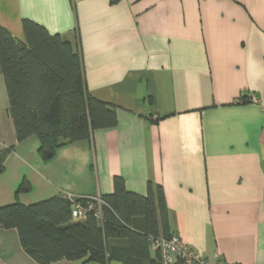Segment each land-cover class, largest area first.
<instances>
[{
  "label": "crops",
  "instance_id": "obj_1",
  "mask_svg": "<svg viewBox=\"0 0 264 264\" xmlns=\"http://www.w3.org/2000/svg\"><path fill=\"white\" fill-rule=\"evenodd\" d=\"M26 19L80 49L89 94L118 123L44 160L36 136L18 140L6 103L0 207L101 197L114 176L146 196L151 180L165 193L169 235L213 264H264V0H0V24L21 42ZM24 178L32 190L17 198ZM0 264L39 263L0 226Z\"/></svg>",
  "mask_w": 264,
  "mask_h": 264
},
{
  "label": "trees",
  "instance_id": "obj_2",
  "mask_svg": "<svg viewBox=\"0 0 264 264\" xmlns=\"http://www.w3.org/2000/svg\"><path fill=\"white\" fill-rule=\"evenodd\" d=\"M24 29L26 42H21L0 24V76L18 140L36 136L40 156L50 160L62 146L89 140L93 130L116 126V109L87 90L80 49L35 21L24 20ZM10 151L0 150V173ZM113 186L112 193L101 196L99 216L91 212L74 218V201L54 195L28 205L16 200L1 206L0 226L16 229L23 249L39 264L62 259L163 264L160 252L152 258L150 243L152 236H170L163 187L150 180L148 194L142 196L130 192L122 176H114ZM31 190L24 178L16 197ZM85 196L73 197L86 204ZM109 239H123L126 245L109 248Z\"/></svg>",
  "mask_w": 264,
  "mask_h": 264
},
{
  "label": "built area",
  "instance_id": "obj_3",
  "mask_svg": "<svg viewBox=\"0 0 264 264\" xmlns=\"http://www.w3.org/2000/svg\"><path fill=\"white\" fill-rule=\"evenodd\" d=\"M69 197L74 201L72 210L74 218H85L91 212H95L96 216L100 215V207L103 204L101 197L85 196L88 198L86 204L76 202L72 195ZM150 243L155 251L160 252L164 264H213L208 258L195 252L175 234L152 236Z\"/></svg>",
  "mask_w": 264,
  "mask_h": 264
},
{
  "label": "rangeland",
  "instance_id": "obj_4",
  "mask_svg": "<svg viewBox=\"0 0 264 264\" xmlns=\"http://www.w3.org/2000/svg\"><path fill=\"white\" fill-rule=\"evenodd\" d=\"M6 103H9L7 89L4 79L0 78V110L5 109Z\"/></svg>",
  "mask_w": 264,
  "mask_h": 264
}]
</instances>
